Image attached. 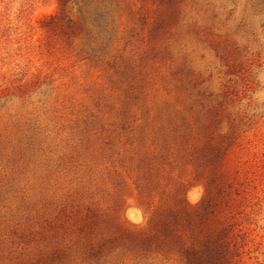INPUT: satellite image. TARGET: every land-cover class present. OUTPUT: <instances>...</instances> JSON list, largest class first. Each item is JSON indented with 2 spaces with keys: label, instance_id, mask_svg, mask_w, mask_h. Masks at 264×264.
Instances as JSON below:
<instances>
[{
  "label": "rangeland",
  "instance_id": "1",
  "mask_svg": "<svg viewBox=\"0 0 264 264\" xmlns=\"http://www.w3.org/2000/svg\"><path fill=\"white\" fill-rule=\"evenodd\" d=\"M193 231L264 264V0H0V264H187Z\"/></svg>",
  "mask_w": 264,
  "mask_h": 264
},
{
  "label": "trees",
  "instance_id": "2",
  "mask_svg": "<svg viewBox=\"0 0 264 264\" xmlns=\"http://www.w3.org/2000/svg\"><path fill=\"white\" fill-rule=\"evenodd\" d=\"M223 236H225L223 231L217 235L207 234L204 237L193 231L190 244L185 247L187 264H222L225 262L226 244Z\"/></svg>",
  "mask_w": 264,
  "mask_h": 264
}]
</instances>
